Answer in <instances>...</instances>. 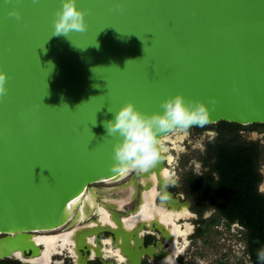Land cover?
Segmentation results:
<instances>
[{"label":"water","instance_id":"water-1","mask_svg":"<svg viewBox=\"0 0 264 264\" xmlns=\"http://www.w3.org/2000/svg\"><path fill=\"white\" fill-rule=\"evenodd\" d=\"M60 6L0 0V259L41 255L33 233L87 219L74 209L87 189L127 170L105 127L125 103L152 114L182 94L208 106L205 125L264 124V0H77L87 29L54 35ZM101 230L118 237L100 225L76 243ZM124 245L125 264H140Z\"/></svg>","mask_w":264,"mask_h":264},{"label":"flooded vegetation","instance_id":"flooded-vegetation-1","mask_svg":"<svg viewBox=\"0 0 264 264\" xmlns=\"http://www.w3.org/2000/svg\"><path fill=\"white\" fill-rule=\"evenodd\" d=\"M186 133L185 138L183 134H178L174 141L165 139L169 135L162 140L163 144L165 139V145L168 147V150L164 151L166 146L163 145V151L160 155L162 168L154 170L156 172L158 190L156 203H163L166 209H172L173 207L179 210L187 209L190 212V218L198 216V227L200 228L197 229L194 235L195 239L202 236H197L198 232L202 230L201 227L205 229L211 227L217 228L221 223H224L229 229L233 226L237 227L242 232L238 234L243 238L245 227L242 223L236 219L227 220L224 216L258 215L263 213L264 124L223 126L220 125V122H217L209 125L190 127ZM197 140L199 142L195 145L193 142ZM202 141L204 142L202 143ZM227 149L233 151L229 152V156L233 159L236 158V160L232 162L226 161L225 163H228V165L221 166L222 162H220L221 160L218 157H225L224 152L228 151ZM168 151L172 157L174 156L172 163H168L171 162L168 161V155L165 157V153ZM173 153L181 154L182 157L177 160ZM191 154L196 155L198 165L192 164L193 166L189 169L187 167L191 165ZM175 160L180 164L181 168H184L180 173V177H176V171L173 170L175 168V166L173 167ZM236 167L248 168V172L237 171ZM155 168L157 167L154 166ZM167 168L171 169L172 173ZM164 169L171 176L168 181H165V176L162 174V172L164 173ZM150 170L148 169L147 171ZM145 172L146 170L132 169L128 176L117 181L116 186L113 185L105 188L89 187L87 191L89 192L90 188L93 189L96 198L87 219L68 228L63 226L52 231L34 233L37 235H63L73 231L70 234L72 241L66 243L63 247L60 245V240V243H58L60 246L57 245L55 248L57 251L51 250L48 258L43 257L45 245L37 242V244H41V255L31 256V252L25 253L21 258L9 257L0 259V264H81L83 260H86V264H125L130 258H128L127 252V254L122 253L121 249L125 246L124 240L131 244L130 247L133 250L131 253L135 255L138 252L141 255L140 264H159L160 259L161 264H181L183 260L182 254L185 250L175 256L174 263L162 262L165 255L171 254L172 239H170L169 231H167L168 227L158 223V220L152 219L156 220L158 225H162V229H159L155 223H151V220L149 222L145 221L149 226H143L138 231L139 237H137V241L133 239V231L140 221L132 227H125L124 218L139 209L142 200L141 191L144 188L151 189V181H146L145 184L141 178V173ZM133 177L134 183H131ZM128 182L133 185V192L135 191L134 184L137 182L136 195L133 197V194L130 195L133 193L131 192L128 198L120 201L121 203L123 202L121 207L136 198H138V201L135 202L133 208L122 210L120 209L121 207L110 202L111 199L109 197H117L110 195L111 193L114 194L111 191L126 186L125 184ZM194 187L196 192H193ZM95 205L104 206L114 223H100L98 221V208ZM113 210H117L120 213V218L123 221L120 222L121 227L117 226L115 217L112 214ZM95 212L96 215L93 214ZM87 223H89L87 227L92 228L100 225L118 228V237L111 232L101 230L97 234L94 233L92 235L84 233V239L77 244L76 239L79 237V233L87 230L85 226L83 227ZM87 237H92V241H89ZM181 237L179 235L178 239ZM107 239L109 241L104 242ZM189 239L191 240L192 238L189 237ZM189 239L187 235L188 242ZM243 241L246 247L244 238ZM140 242H142L146 249L141 247ZM159 244H162V249L159 248ZM150 246H154L155 249L152 251ZM103 247L105 248L103 249ZM117 248L119 249L118 253L116 252ZM109 252L111 254H107Z\"/></svg>","mask_w":264,"mask_h":264},{"label":"clouds","instance_id":"clouds-1","mask_svg":"<svg viewBox=\"0 0 264 264\" xmlns=\"http://www.w3.org/2000/svg\"><path fill=\"white\" fill-rule=\"evenodd\" d=\"M60 3L53 34L68 35L72 30L85 31L87 13L77 6V0H60ZM10 15L19 18L20 13L13 10ZM7 80V72L0 67V97L8 91ZM161 107L162 112L147 114L129 101L114 112L112 119L105 122L108 135L119 138L114 145V159L126 169L145 171L157 163L163 151L161 133H186L191 126H203L210 119V110L204 102L188 101L182 94L165 99ZM260 255L264 258V252Z\"/></svg>","mask_w":264,"mask_h":264},{"label":"rangeland","instance_id":"rangeland-1","mask_svg":"<svg viewBox=\"0 0 264 264\" xmlns=\"http://www.w3.org/2000/svg\"><path fill=\"white\" fill-rule=\"evenodd\" d=\"M178 134H181V135L183 134L185 138V135L187 133L182 132V131H173L172 134H169V137L165 139H170L174 141L175 137ZM165 139L162 145H165ZM198 142L199 140L193 143L196 145V143ZM203 142L204 141H202V143ZM193 143L191 142V144ZM167 150H168V147L166 146V148H164V151H167ZM165 154H166L165 155L166 157L167 155H170L171 153L169 154V151H168ZM173 154L175 155L177 160H179L180 157H182L181 154L180 155L178 153L177 154L173 153ZM190 159H191V165L187 167L189 169H191L193 165H198L196 155L191 154ZM173 160H174V156L172 157L171 155V159L168 160L171 162H168V163H172ZM174 162L175 163L173 164V167L175 166V168L173 170L176 171L175 176L180 177V173L182 170H184V168H181L180 164L176 160ZM164 168L166 167L164 166ZM167 169L170 170L172 173L171 169L169 168ZM170 177L171 176L164 177L165 181H168ZM141 178H148V177L145 176ZM116 184H117V181L116 182L115 181L114 182L104 181V182L94 183L93 185H91V187L105 188V187L113 186V185L116 186ZM132 187L133 185H131V183H128V186L126 185L123 187H119V189H113L111 192H115L113 195H120L121 197H119L120 198L119 201H121V199L123 200L125 198H128L129 194L133 192L134 187L133 188ZM147 190L149 189H143V191L141 192H146ZM150 190L151 191L148 195V198H152L154 200L153 205L155 206V209L160 210V211L165 210L164 205L156 203V197L158 194L157 184L155 183L154 185H152V189ZM130 195H132V193ZM135 195L136 194H134L133 197H135ZM111 198L112 197H109V199ZM137 201H138V198L132 200L131 202L125 203V205L121 207L120 209L125 210L127 208L128 209L133 208V205ZM164 214H170V217H171L170 221L168 222L158 221V223L164 224L165 226H167L168 227L167 231H170V229L173 228L174 224L180 227V232L176 235V238H174V240L178 246H183L182 252L185 250L182 254L183 260L181 264H250L249 257L246 253L245 243L243 241L242 236L238 234L241 231L237 227L233 226L231 229H229L224 225V223H221L217 228L211 227V228L205 229L204 227H201V229L205 230V232L202 236L195 239L194 235L197 232V229L200 228L198 227V221H199L198 216H195L196 218H190L191 216L189 215L190 213L187 215L184 213H180V210L174 209V207L172 209H166ZM138 215H140V211H135V213H131L126 218L129 219V217L131 216L135 218L137 216L138 221H141V219L145 220V217H139ZM180 217L182 218L179 219ZM137 220L134 223H137L138 222ZM186 228L188 230L185 235L183 230ZM69 233L70 232H68L67 234H63L62 236L69 235ZM53 235H56V234H53ZM179 235H181L182 237L178 239ZM187 235H188V239L189 237L192 238L191 240L189 239V242L187 240ZM184 244H186L185 247H184ZM56 251L57 249L55 250V252ZM107 254H111V253L109 252ZM159 264H161V259H160Z\"/></svg>","mask_w":264,"mask_h":264},{"label":"bare ground","instance_id":"bare-ground-1","mask_svg":"<svg viewBox=\"0 0 264 264\" xmlns=\"http://www.w3.org/2000/svg\"><path fill=\"white\" fill-rule=\"evenodd\" d=\"M166 136L167 135L161 137V143H162L163 138L166 137ZM167 158L170 160L171 159V155H168ZM160 162H161V159H159L157 161V163L155 165H153V167L149 168V169H151L150 171H147L146 170V172L142 174V177H145V176L148 177V178H142V180H143V182L145 184H146V181H149V180L151 181V184H150L151 189H152V185H154L156 183V172H154V170L156 171V169L162 168ZM154 166L157 167V168L154 169ZM131 170L132 169H127L119 177L114 178V179H105L104 181L105 182H114V181L121 180V179L125 178L126 176H128V174H129V172ZM163 171H164V173L162 172V174L165 177H168L169 176L168 171L166 169H164ZM133 180H134V177H133L131 183H134ZM128 183H126L125 185H127ZM134 186H135V191L132 193L133 195L136 194V191H137L136 190L137 189L136 188V184H134ZM144 189H146V188H144ZM150 191L151 190H147L146 192H142V200H141V204H140L139 209H138V211H140V215H138V216L139 217H145V220L147 222H149L152 219H156V220H158L160 222H168V221H170V219H171L170 214H164L166 208H165V210H161V211L155 209V206L153 205L154 200L152 198H148V195H149ZM84 195H86V196H84ZM84 195L79 199L78 203L74 207V209L75 208H78L79 209L78 210L79 213H78L77 220L84 219V218H86V217H88L90 215V211L93 208L94 201H95V198H96L95 191H93V189H91V188H90V191L89 192L86 191L84 193ZM114 196H117V197H113V199L111 198V201L110 202H112L115 205L121 207L122 206V203H123V202L121 203L119 201V199H120L119 197H121V196L120 195H114ZM161 204L163 205V203H161ZM95 206L98 208L97 209V212L99 214L98 215V221L100 223H109V224H113L114 223L113 220H112V218H110L108 212L105 210L104 206H102V205L101 206L95 205ZM180 213H184V214L187 215L190 212L187 209H182V210H180ZM146 218H148V219H146ZM136 220H137V216L135 218L133 216L132 217H129V219L128 218H124L125 227H128V228L129 227H132L133 225L136 224V223H134ZM88 225H89V223L83 225V227L85 226L86 227L85 229H87L88 231H90V229H92V227H87ZM88 228H90V229H88ZM187 230H188L187 228L183 230L184 233H185V235L187 233ZM39 232H43V231H39ZM72 232L73 231H71L69 233V235H66V236H62V235H59V234L58 235H44V234L37 235V234H34L33 233L32 234V237L34 238V241L36 243L37 242L38 243H43L45 245V250H44L43 257L45 256L46 258H48L49 255H50V251L51 250H55V248L58 245V243H60V240H61L60 245L63 246V247L65 246L66 243H70V241H72V239L70 237V234ZM179 232H180V227L178 225L174 224L173 228H171L170 231H169L170 239H172V241H171V248L172 249L170 250L171 254L170 255L167 254V255H165L163 257V259H162V262L163 263L164 262L174 263L175 262V256L178 253L182 252V250H183L182 247L183 246H178L177 243L174 240V238H176V235ZM87 239L89 241H92V237H90V238L87 237ZM106 241H109V239L105 240L104 242H106ZM185 246H186V244H184V247ZM104 248L105 247H103V249ZM116 252L117 253L119 252V249L118 248H117ZM16 255L19 258H21V256H22V255H20L19 252H17Z\"/></svg>","mask_w":264,"mask_h":264},{"label":"trees","instance_id":"trees-1","mask_svg":"<svg viewBox=\"0 0 264 264\" xmlns=\"http://www.w3.org/2000/svg\"><path fill=\"white\" fill-rule=\"evenodd\" d=\"M220 125L223 126H232L236 125L235 123H230L226 121H220ZM228 150V149H227ZM229 152H233L232 150L225 151L224 156L218 157L220 162H222L221 166H227L228 163L226 161H235L236 158H232L229 156ZM237 171L248 172V168L236 167ZM193 192H196L194 187ZM227 220H239L242 225L245 227V231L243 232V238L246 242V253L249 257L250 264H264V258L261 257V253L264 252V210L262 214L258 215H225ZM205 230H201L198 232L197 236L203 235Z\"/></svg>","mask_w":264,"mask_h":264}]
</instances>
